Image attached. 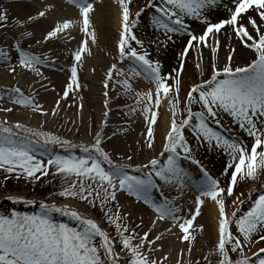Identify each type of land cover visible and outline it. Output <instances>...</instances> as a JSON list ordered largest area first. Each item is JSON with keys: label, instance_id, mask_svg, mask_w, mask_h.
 <instances>
[{"label": "snow or ice", "instance_id": "1", "mask_svg": "<svg viewBox=\"0 0 264 264\" xmlns=\"http://www.w3.org/2000/svg\"><path fill=\"white\" fill-rule=\"evenodd\" d=\"M132 2L115 0L119 10L113 57L116 62L105 72L104 120L91 143L75 144L20 122L0 121V171L6 177L15 173L17 178L22 176L33 181L49 175L59 176L61 190L58 195L98 207L114 235L95 219L75 209L40 202L39 211L32 214L16 210L0 213V264H164L169 257L154 258V254L163 250V240L169 234L176 236L182 244L187 243L189 259L184 260L185 249H181L177 264H200L190 257L197 235L205 232V226L194 227V221L201 216L206 201H211L217 212L214 240L203 257L206 264H212L213 256L216 264H264V247L252 251L254 245L264 242V191L253 188L247 195L236 191L240 182L256 181L264 173V0H230L232 6L227 8V17L216 22H212L205 12L222 0H145L144 7L135 13L131 11ZM66 3L76 9V19L53 21L42 39L36 41L38 45L63 41L66 46L80 36L77 47L70 54L73 63L69 82L51 111L53 116L57 115L61 101L79 91L78 68L82 67L86 56H92L91 46L99 43L93 21L97 0H66ZM57 7L55 2L44 0L34 15L22 22L17 20V26L27 28L47 19ZM146 10H153V29L164 36L163 41L155 42L158 46L167 47L173 35L187 37L185 46L177 54V66L168 72L163 71L159 60L150 58L143 41L135 34ZM189 20L202 24L203 30L197 33L187 22ZM8 21V10L0 7V27H7ZM33 35L31 31L21 33L23 39ZM221 36L229 41L236 40L251 53L245 64H235L236 49L231 44H228L225 62L220 64ZM12 47L17 54L16 60L0 48V65L7 66L13 74L19 68L41 80L47 79L41 67L52 65L54 61L47 55L26 50L21 39H15ZM204 49L210 52V63L205 62ZM190 51L197 54L195 68L201 79L193 82L181 96ZM206 73L208 78L205 79ZM139 79L146 80L151 87L138 90L135 83ZM110 84L133 98L128 114H139L146 124L144 144L148 150H155L159 109L167 102L170 117L162 148L146 163H114L112 154L104 147L103 129L107 127L110 111L107 99ZM41 87L46 88V85L41 84ZM5 97L13 105L33 113L49 114L34 96L25 95L20 87L0 89V100ZM79 109H83L82 103ZM0 111L11 113L13 108L0 107ZM225 117L237 126L240 135H225L218 130L223 127ZM186 132L191 134L195 147ZM50 145L59 146L68 154H53ZM201 146L219 150L226 157L219 177L211 175L197 159L195 153ZM77 149L81 154L69 151ZM37 153L40 157L47 154L46 161L38 158ZM127 159L132 161L133 157L129 155ZM184 161L196 166L198 178L183 166ZM190 188L197 193L194 210L189 209L182 215L183 207L177 206L176 200ZM167 189L175 190L177 196L169 198L165 195ZM120 193L154 213L155 218L147 230H144L142 217L133 227L129 221L131 213L122 214L123 206L118 201ZM7 199L13 204L35 203L20 197L9 196ZM54 214L74 223L58 222ZM160 223L170 226L152 236Z\"/></svg>", "mask_w": 264, "mask_h": 264}, {"label": "bare ground", "instance_id": "2", "mask_svg": "<svg viewBox=\"0 0 264 264\" xmlns=\"http://www.w3.org/2000/svg\"><path fill=\"white\" fill-rule=\"evenodd\" d=\"M44 0H0V7L6 8L9 13V21L7 27H0V48L8 51L13 61L16 60V52L13 49V44L15 39H21L22 46L26 50H29L37 55H47L51 61H54V64L49 66H42L41 71L44 73V76L47 79L41 80L40 77L35 74L28 72L26 70L17 69L16 73H11L8 70L7 66L0 65V89H8L13 87H20L25 95H32L35 97L36 102L41 104L43 110L48 112L47 116L41 115L39 112L33 113L30 109H26L19 105H13L10 100L5 97L0 101V107L8 108L12 107L13 111L11 113L0 111V121H8L9 124H15L17 122L23 123L26 127L38 131H48L52 133V130L60 132V134L65 135L67 140H76L83 141L84 139L87 142H92L96 129L97 131L101 130V124L104 120L103 113L105 111L104 104L105 97L103 95L104 101L99 100L97 96L104 93L105 90L99 91L96 88L99 84L100 88H103V80L105 78V72L107 68L114 62H116L113 57L116 54L115 43L118 37L119 30V10L118 6L115 3V0H97L95 5L96 11L93 14V21L96 26L99 43L97 45H92V56L85 57L82 67L78 68V77L80 83V89L75 94L69 95L66 100L61 101L60 107L57 109V115L53 116L51 111L56 104V101L60 98V95L63 93L64 88L69 82L70 77V67L73 63L71 59V51L77 47V41L80 39V36H76V40H70L69 43L65 46L64 42L59 43H48L45 45H38L37 40L42 39L43 35L46 34V30L53 23V21L61 18H71L76 19V9L67 4L66 0H49V2H55L58 7L49 14L47 19H41L39 22L32 23L27 28H21L17 26V20L24 21L29 15H34L38 7H41ZM230 0H222L218 6L206 10L205 14L212 22H216L219 19L226 18L228 15L227 8L231 7ZM137 11H133L135 13ZM149 14V15H148ZM146 15L145 20H140L138 28L136 30H142L145 33L150 31L151 34L156 31L152 26V16L153 10H146L143 14ZM252 15H255L252 13ZM192 29L195 27L191 20ZM201 26L196 27L195 30L201 32ZM135 30V31H136ZM25 31L33 32V37L29 39H23L21 33ZM73 35H76L73 32ZM221 49L219 51V61L222 65L224 60V54H228V44H231L235 47L236 51L234 53V60L236 65H243L248 60L251 53L241 47L236 40L229 41L227 37L221 36ZM148 43V42H147ZM28 45H32L31 48H28ZM207 50V49H204ZM161 51V52H160ZM159 54L166 66H169V63L166 61L171 58V56L165 53L163 50H160ZM207 53V51H206ZM205 53V54H206ZM207 55V54H206ZM168 64V65H167ZM128 66V65H126ZM199 73V70L196 71ZM91 80V81H90ZM41 84L46 85L41 87ZM91 85V86H90ZM135 86L138 90H147L151 85L143 79L136 81ZM184 86V82H183ZM89 88H96L97 92L90 93ZM109 93L113 101L115 100L116 105L123 104V107L120 106V110L117 108L116 112L113 111V106L110 99V105L108 106L109 115L108 120L113 121L109 124L108 130L113 134L112 143L118 149L119 156L122 157L128 153H134V155L144 154L148 155L150 158L155 156L162 148L163 138L166 132V125L169 121V112L167 102H163L159 109L158 123L155 126V150H148L145 141L146 133V124L143 122L139 114L134 115V119L131 118L128 114L127 102L133 100L131 96H126L122 93V90L117 88L115 89L113 85L110 84ZM82 97V100H81ZM109 97V96H108ZM108 99V98H107ZM109 101V100H108ZM83 104V109H79V105ZM114 115V117L111 116ZM116 119V120H115ZM117 121V122H116ZM223 123L228 125V128H231L235 133L239 134L237 126L233 125L230 121V118L225 117ZM43 125V127H41ZM53 148L52 146H48ZM211 153L216 151H210ZM209 152V153H210ZM213 154V153H212ZM216 163L215 172L216 177L220 176L222 162L226 159L224 155L214 154ZM148 158L147 160H149ZM213 159V157H211ZM214 161V160H213ZM183 166L190 171L194 178H198L199 173L194 165H190L188 162H183ZM261 186H258L257 180L251 181L248 185V190L251 191L253 188L258 191H264V173H262ZM245 191V190H244ZM243 191V192H244ZM253 193V198L258 194ZM238 193V192H237ZM246 193V195H247ZM194 188H190L185 191L184 195L176 200L177 206L183 207L182 215L187 214L189 209L194 210V197L196 195ZM165 195L169 198L177 196V193L173 189H167ZM118 201L122 207V214L131 213L129 216V221L132 222V226H135V223L140 222V218H143L144 230H147L151 225V220L155 218L154 213L147 208V206L142 203H136L133 198L128 197L124 193L118 194ZM230 203V202H229ZM58 207H70L72 209L78 210L74 204L69 201H65ZM230 210V209H229ZM79 211V210H78ZM202 214L194 221V227L197 225H204L205 232L203 234L197 235V240L194 244L193 251L191 253V259L193 261H199L200 264H206V261L203 259L207 255L209 248L212 245L214 240V227L216 222V207L211 201H206L202 205ZM170 225L168 223H160L155 232L152 233V236L158 232H163ZM173 231H177L174 229ZM177 235H179L177 231ZM171 237L169 234L167 237ZM176 240L177 237L174 236ZM167 242V238H165ZM163 240V241H164ZM174 244V241L171 243H163V250L158 251L154 254V258L162 259L164 256H168L169 259L164 262V264L172 263V256L175 253L179 255L181 249H185L184 260H188L189 256L187 254V243ZM176 243V242H175ZM169 245V246H167ZM159 247V244L157 245ZM172 250L170 252V249ZM260 247L258 244L254 245L252 251L258 250ZM170 252V253H169ZM169 253V254H168ZM248 255H251V252H248ZM212 264L216 263V257H212ZM175 261V260H174Z\"/></svg>", "mask_w": 264, "mask_h": 264}, {"label": "rangeland", "instance_id": "3", "mask_svg": "<svg viewBox=\"0 0 264 264\" xmlns=\"http://www.w3.org/2000/svg\"><path fill=\"white\" fill-rule=\"evenodd\" d=\"M144 4H145V0H133L132 4L130 6L131 7V11L132 10L133 11L134 10L135 11H139L140 8L144 7ZM145 18H146V15L142 14L140 20L141 21L145 20ZM192 22H193V24H195V27L193 28V30H195V28L199 27V26H201L200 28H201V30H203V25L202 24H200L199 22H197L195 20H192ZM196 32L199 33V29ZM135 34L137 35V37L139 39H141L143 41L145 49L150 53V58L153 59V60H159L162 63L164 72H168L169 69L175 68L177 66V54L185 46L187 37L180 36L178 34L177 35H173L172 36V40L167 43V47H163V46H158L157 43H155L157 41H163L164 40V36H163L162 32H160V31H156L155 33L151 34L150 31H147L145 33L142 30H136ZM160 50H163L165 53H167V54H169L171 56V58L166 61L167 63H169L168 67L166 66L165 62L161 59L163 57H161L160 54H159ZM206 51H207V53H206ZM203 54H204L205 62L206 63H210L211 56H210L209 50L208 49L204 50ZM226 56H227V53L224 54V60H225ZM196 63H197V54L195 52L190 51V53H189V55L187 57L185 70H184V73H183L184 86H183V91L181 93V96L184 95V93L187 91L188 87L193 82H198L201 79L200 73L196 72L197 71V69L195 68V64ZM208 71L210 72V68L208 69ZM203 78H205V79L208 78L207 73L205 74V76ZM99 85L96 87L98 89V92L99 91L101 92V91L105 90L104 88H100L101 85H100V87H99ZM96 88H94V89L93 88H89L90 89V93H92L94 91L97 92ZM114 88L117 89L119 87L116 86ZM102 94L103 93H101V94H99V96H97V99L100 102L99 104H101L102 100L104 101V98H103ZM110 99H111V101H113V99L111 98V95L109 93L108 106L110 105ZM133 103H134V100H132L130 102H127V105L130 106ZM102 104H104V102ZM112 105H114L113 106V109H114L113 111H115V112H116L115 107H118L117 108L118 111H122L123 110V108H122V110H120V108H119L120 106L123 107V104L116 105L115 100L113 101ZM197 110H198V106H197ZM111 116L114 117V115H112V114H111ZM129 116L131 118H133V119L135 118L133 115H129ZM169 117H170V114H169ZM110 123H113V121H109L107 119V127L103 129L105 137H106L105 143H104V147H105V149L107 151H109L112 154L114 163H117V164H124V163L142 164V163H146L148 161L147 159L150 158L146 154H144V156H143L142 154L134 155V153H128V154H125L124 156H122V158L118 157L119 154L116 153V152H118V149H116L115 145L112 143V136H114V135L108 130ZM218 130H221L222 132H224L225 135H232V136L238 135L231 128H228V125L226 123H223V127L218 129ZM93 131L95 133L97 132L96 129H94ZM52 133L57 135V136H60L62 139H66L65 135L60 134V132H58L56 130H52ZM185 134H186V136H188L190 141L193 143V146L195 147V141L192 140L191 134L189 132H186ZM107 137H111V139H107ZM72 142L75 143V144L91 143V142H87V140H85V139L83 141L72 140ZM55 147H56L55 149H51L53 154H60V155H67L68 154V152H66L65 149H63V148H61L59 146H55ZM69 151H74L75 154H81V153H79L78 149L77 150H69ZM210 151H211V149H208V148H206L204 146H201L199 148V150L195 154H196L197 159L200 160L201 164L209 172H211L214 177H216V172H215L216 168L214 166V163H216L217 160H215L216 158H215L214 154L215 155L218 154V155H221V156L224 155V154L222 152H220L219 150H212V151H216V153L212 152L213 154ZM37 155H38V158L44 159L46 161L47 154L45 156H43V157H40L39 153H37ZM129 155H131L133 157L132 161H128L127 157ZM211 157H213V159H211ZM261 181H262V173L260 174L259 179L257 180L258 186L262 185ZM6 183H7V185H6ZM6 183H5V185L0 184V186H4L5 187V189L0 187V213H9L12 210H16V211H19V212H22V213L32 214L34 212L39 211L38 205H39L40 202H45V203H48V204H55V205L58 206V205H61L62 203H65V201H69L72 204H74L75 206H77L76 208L79 210V212L82 215H86V216H89V217L95 219L100 224V226L102 228H104L105 230L109 231L110 234L114 235V232H113L111 226L107 225L106 222L102 219V212L99 210L98 207L97 208H93L90 205H88L87 203L79 201L77 199L73 200V198H71V197H60L58 195V192L61 190V178L59 176L49 175L48 177H41L40 180H34V181L33 180L25 181L22 178L10 177L9 179H7ZM250 183H251V180L240 182L239 187L236 189V191L239 193V192H243L245 190L244 193L246 195L247 190H248V185ZM9 196L20 197V198H23V199L33 200L35 203H33L31 205L22 204V203L13 204L11 201H9L7 199V197H9ZM4 200L5 201H9L13 205H19V207L16 208L15 206H12V205H11L12 208L10 206L6 207L3 204ZM21 204L23 206H20ZM13 208H15V209H13ZM54 218L58 222L74 223V222H70L67 217H62L59 214H54ZM166 238H167V242H166V240H164L163 241L164 245H165V243H168V242L171 243L172 241H174V244L179 243L178 240H176L174 238V236H171V237L169 236V237H166ZM258 245H259V247H264V242H261ZM167 246H169V245H167ZM117 251H119V248H117ZM171 251L172 250L170 249V252ZM171 256H172V263L171 264H177V260L180 258L179 255L175 256V253H174L173 255L171 254ZM168 264H170V263H168Z\"/></svg>", "mask_w": 264, "mask_h": 264}]
</instances>
